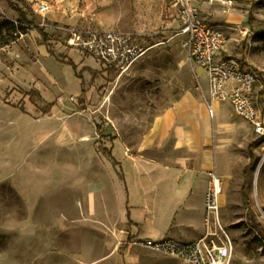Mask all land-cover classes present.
I'll return each instance as SVG.
<instances>
[{
    "label": "rangeland",
    "instance_id": "obj_1",
    "mask_svg": "<svg viewBox=\"0 0 264 264\" xmlns=\"http://www.w3.org/2000/svg\"><path fill=\"white\" fill-rule=\"evenodd\" d=\"M233 2L215 1L201 15L225 34L230 54L221 57L256 74L264 119V0ZM40 4L49 11L36 13ZM169 4L0 0V264H183L139 244L170 236V194L152 211L123 201L131 189L124 152L135 153L154 120L186 93L201 99L207 90L173 37ZM18 11L32 24H20ZM101 28L138 31L140 46L160 45L117 71L67 43L72 30ZM210 123L221 170L219 226L232 264H264V135L228 103L214 105ZM196 223L204 232L203 216ZM178 231L182 241L197 233Z\"/></svg>",
    "mask_w": 264,
    "mask_h": 264
},
{
    "label": "built area",
    "instance_id": "obj_2",
    "mask_svg": "<svg viewBox=\"0 0 264 264\" xmlns=\"http://www.w3.org/2000/svg\"><path fill=\"white\" fill-rule=\"evenodd\" d=\"M230 8L233 0H170L177 28L173 37L181 38L180 45L195 64L202 69L207 90L202 92L207 114L214 117V105L228 103L233 113L246 121L257 135H264V119L254 101L256 74L233 59H223L224 32L210 25L201 15V7L213 2ZM38 14L49 11L46 4L35 10ZM141 34L97 29L71 31L68 45L117 71L128 69L150 49L160 45L142 47ZM208 182L204 196V235L198 240L181 242L171 238L142 241L139 244L152 251L169 254L183 264H232V243L219 226V199L221 181L215 170L207 172Z\"/></svg>",
    "mask_w": 264,
    "mask_h": 264
},
{
    "label": "crops",
    "instance_id": "obj_3",
    "mask_svg": "<svg viewBox=\"0 0 264 264\" xmlns=\"http://www.w3.org/2000/svg\"><path fill=\"white\" fill-rule=\"evenodd\" d=\"M206 6L203 5L201 11ZM222 52L227 56L230 54L225 46ZM197 71L204 76L201 68ZM210 120L202 98L188 92L154 120L135 153L131 150H127V154L124 152L127 175L124 174L123 180L128 188L131 186L128 192L126 188L125 206H134L140 211L156 210L168 204L165 197L170 194L175 218L167 238L191 242L204 235L198 230L196 220L203 216L207 172H221L218 152H213L212 148L213 126ZM178 214L181 215L179 220L176 219ZM179 229L197 233L195 238L182 241Z\"/></svg>",
    "mask_w": 264,
    "mask_h": 264
},
{
    "label": "trees",
    "instance_id": "obj_4",
    "mask_svg": "<svg viewBox=\"0 0 264 264\" xmlns=\"http://www.w3.org/2000/svg\"><path fill=\"white\" fill-rule=\"evenodd\" d=\"M18 22L20 23V24H32V22H30L29 20H27V18H26V16L22 13V12H20V11H18ZM11 26H13V24H11ZM40 34L43 36V37H45V34H43L42 32H40ZM251 150V149H250Z\"/></svg>",
    "mask_w": 264,
    "mask_h": 264
},
{
    "label": "bare ground",
    "instance_id": "obj_5",
    "mask_svg": "<svg viewBox=\"0 0 264 264\" xmlns=\"http://www.w3.org/2000/svg\"><path fill=\"white\" fill-rule=\"evenodd\" d=\"M84 140H86V139H84ZM263 160H264V158H263ZM260 166H261V164H260Z\"/></svg>",
    "mask_w": 264,
    "mask_h": 264
}]
</instances>
